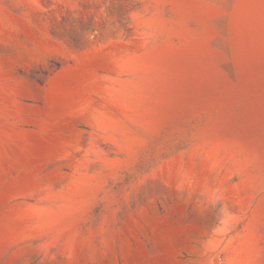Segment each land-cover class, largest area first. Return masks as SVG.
<instances>
[{
	"label": "rangeland",
	"instance_id": "1",
	"mask_svg": "<svg viewBox=\"0 0 264 264\" xmlns=\"http://www.w3.org/2000/svg\"><path fill=\"white\" fill-rule=\"evenodd\" d=\"M0 264H264V0H0Z\"/></svg>",
	"mask_w": 264,
	"mask_h": 264
}]
</instances>
